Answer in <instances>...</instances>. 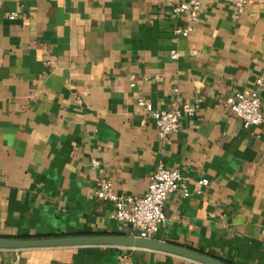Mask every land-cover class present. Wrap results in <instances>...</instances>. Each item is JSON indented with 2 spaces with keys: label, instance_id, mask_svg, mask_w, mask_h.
Returning <instances> with one entry per match:
<instances>
[{
  "label": "crops",
  "instance_id": "0c3cea01",
  "mask_svg": "<svg viewBox=\"0 0 264 264\" xmlns=\"http://www.w3.org/2000/svg\"><path fill=\"white\" fill-rule=\"evenodd\" d=\"M187 21L166 0H0L1 238L131 235L113 203L92 197L95 183L141 196L162 163L191 192L167 195L152 238L264 264V0L238 16L231 0H202L192 32L175 34ZM242 91L260 99L258 125L244 128L225 105ZM138 98L198 109L162 143ZM0 264L201 263L79 246L0 250Z\"/></svg>",
  "mask_w": 264,
  "mask_h": 264
},
{
  "label": "built area",
  "instance_id": "2783aa9c",
  "mask_svg": "<svg viewBox=\"0 0 264 264\" xmlns=\"http://www.w3.org/2000/svg\"><path fill=\"white\" fill-rule=\"evenodd\" d=\"M166 1L170 4L173 15L186 14L188 16L187 23L183 27L174 30L175 34L187 37L194 28V23L202 6V0ZM231 3L237 16L245 12L249 6V0H231ZM15 17V12L9 15V19ZM169 57L176 60L178 52L170 50ZM261 84V77H257L255 85L260 86ZM133 85L134 83H130V86ZM137 105L153 119L157 135L162 143H169L170 137L178 131L183 116L191 117L198 109L197 105L184 103L170 110H154L151 103L143 98L137 99ZM225 105L230 112L241 119L244 128L258 125L262 120L260 99L255 91L235 92L226 97ZM91 164L92 167L99 165L96 160H93ZM206 184V179L197 181L198 187ZM198 187L194 192H200ZM174 191H180L183 197H187L191 192L185 177L178 169H169L164 164L159 163L148 177L147 187L143 195L136 197L119 196L113 192L110 180L98 179L92 197L113 203V219L123 227H129L131 236L152 238L165 221L162 207L167 195Z\"/></svg>",
  "mask_w": 264,
  "mask_h": 264
},
{
  "label": "water",
  "instance_id": "95a60500",
  "mask_svg": "<svg viewBox=\"0 0 264 264\" xmlns=\"http://www.w3.org/2000/svg\"><path fill=\"white\" fill-rule=\"evenodd\" d=\"M79 246H113L129 249H145L182 257L201 264H227L214 257L186 247L154 238L115 235H78L49 238L12 239L0 237V250H22L39 248H65Z\"/></svg>",
  "mask_w": 264,
  "mask_h": 264
}]
</instances>
